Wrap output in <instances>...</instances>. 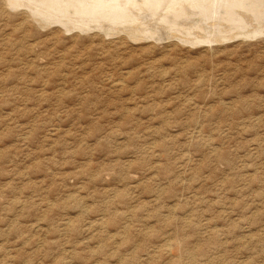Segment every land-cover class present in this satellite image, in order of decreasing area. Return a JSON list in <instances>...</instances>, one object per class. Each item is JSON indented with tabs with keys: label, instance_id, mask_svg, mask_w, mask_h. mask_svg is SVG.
Masks as SVG:
<instances>
[{
	"label": "rangeland",
	"instance_id": "1",
	"mask_svg": "<svg viewBox=\"0 0 264 264\" xmlns=\"http://www.w3.org/2000/svg\"><path fill=\"white\" fill-rule=\"evenodd\" d=\"M13 1L0 264H264V0Z\"/></svg>",
	"mask_w": 264,
	"mask_h": 264
},
{
	"label": "bare ground",
	"instance_id": "2",
	"mask_svg": "<svg viewBox=\"0 0 264 264\" xmlns=\"http://www.w3.org/2000/svg\"><path fill=\"white\" fill-rule=\"evenodd\" d=\"M6 1V0H5ZM111 0H14V5H17L19 7H24L27 10H31L32 12H34L37 16H40L43 13L51 15V16H58L60 17L61 15H70L72 17H99V16H104L106 15V13L108 11L113 10L115 7H110ZM127 1V0H125ZM177 1V0H176ZM195 1V0H194ZM198 1V0H197ZM11 2V1H10ZM112 2V1H111ZM117 2V1H116ZM121 3L124 4V2H122V0H120ZM137 2V0L135 1ZM140 2V1H139ZM222 2V1H221ZM9 3V1L7 2V4ZM141 3V2H140ZM139 3V4H140ZM223 3V2H222ZM199 4V2H198ZM208 4V3H207ZM11 5V3L9 4V6ZM136 6V4H135ZM138 6V5H137ZM125 7V6H124ZM139 7V6H138ZM185 7V5L183 6ZM199 7V6H198ZM203 7V6H202ZM16 8V7H14ZM137 8V7H136ZM142 8L143 7H139ZM162 8V7H161ZM221 8V6H220ZM130 10V8H129ZM164 10V8H163ZM161 10V11H163ZM175 10V9H174ZM131 11V10H130ZM145 11V10H142ZM188 11V10H187ZM217 11V10H216ZM29 12V11H28ZM165 12V10H164ZM168 12V11H166ZM165 12V13H166ZM208 12V11H207ZM224 12V11H223ZM134 13V12H133ZM222 13V12H221ZM240 13V12H239ZM144 14V13H143ZM162 14V13H161ZM164 14V13H163ZM211 14V13H210ZM220 14V13H219ZM244 14V13H243ZM263 14V13H262ZM48 15V16H49ZM136 15V14H135ZM165 15V14H164ZM169 15V14H168ZM245 15V14H244ZM111 16H114V14H112ZM148 16V15H147ZM161 16V15H160ZM193 16V15H192ZM215 16V15H214ZM242 16V15H241ZM240 16V17H241ZM65 17V16H64ZM170 17V15H169ZM173 17V16H172ZM218 17V16H217ZM249 16H247L246 19H248ZM251 17V15H250ZM249 17V18H250ZM125 18V17H124ZM129 18V17H128ZM146 18V17H145ZM156 18V17H155ZM158 18V17H157ZM32 19V18H31ZM34 19V18H33ZM39 19V18H38ZM59 19V18H58ZM68 19V18H67ZM101 19V18H100ZM150 19V17H149ZM172 21V18H170ZM218 19V18H217ZM239 19V18H238ZM35 20V19H34ZM37 20V19H36ZM64 20V19H63ZM62 20V21H63ZM73 20V19H72ZM77 20V19H75ZM151 20V19H150ZM156 20V19H155ZM224 20V19H223ZM252 20V19H249ZM44 21V20H43ZM42 21V22H43ZM54 21V20H53ZM56 21V20H55ZM99 21V20H98ZM97 21V22H98ZM170 21V20H169ZM191 21V20H190ZM203 21V20H202ZM240 21V20H239ZM242 21V20H241ZM248 21V20H247ZM41 22V23H42ZM67 22V21H64ZM146 22V21H145ZM181 22V21H180ZM179 22V23H180ZM185 22V21H184ZM196 22V21H195ZM216 22V21H215ZM238 22V21H237ZM250 22V21H249ZM36 23V21H35ZM37 23H40L37 21ZM45 23V22H44ZM50 23V22H49ZM72 23V22H71ZM86 23V22H85ZM150 23V21H149ZM178 23V22H177ZM246 23V22H245ZM46 24V23H45ZM79 24V23H78ZM105 24V23H103ZM160 24V23H159ZM201 24V23H200ZM217 23H214V25ZM219 24V22H218ZM217 24V25H218ZM249 24V23H248ZM53 25V24H51ZM55 25V24H54ZM98 25V24H97ZM101 25V24H100ZM148 25V24H147ZM161 25V24H160ZM49 26V25H48ZM96 26V25H95ZM94 26V28H95ZM159 26V25H158ZM182 26V25H181ZM203 26V25H202ZM219 26V25H218ZM227 26V25H226ZM239 26V25H238ZM236 26V27H238ZM241 26V25H240ZM43 27V24L40 26ZM46 27V25L44 26ZM152 27V26H151ZM178 27V26H177ZM183 27V26H182ZM205 27V26H204ZM211 27V25H210ZM216 27V26H215ZM244 27V26H243ZM102 28V27H101ZM105 28V27H104ZM188 28V27H187ZM190 28V27H189ZM203 28L199 26V29ZM212 28V27H211ZM239 28V27H238ZM108 29V28H107ZM137 29V28H136ZM207 29V28H206ZM69 30V29H68ZM73 30V29H71ZM70 30V31H71ZM94 30V29H93ZM103 30V29H102ZM202 30V29H201ZM210 30V29H209ZM65 31V30H64ZM76 31V30H75ZM208 31V30H207ZM214 31V28H213ZM72 32V31H71ZM166 32V31H165ZM248 32V31H247ZM114 33V32H113ZM218 33V32H217ZM107 34V33H106ZM110 34V33H108ZM197 34V33H196ZM207 34V33H206ZM247 34V33H246ZM113 35V34H112ZM139 35V34H138ZM143 35V34H141ZM172 35V34H171ZM252 35V34H251ZM250 35V36H251ZM137 36V35H136ZM149 36V35H148ZM166 36V35H165ZM177 36V35H176ZM140 37V35L138 36ZM201 37V36H200ZM143 38V37H142ZM146 38V37H144ZM141 39V38H140ZM199 39V38H198ZM204 39V38H203ZM208 41V40H207ZM214 42V41H213ZM218 41H216L217 43ZM212 43V41H211Z\"/></svg>",
	"mask_w": 264,
	"mask_h": 264
}]
</instances>
